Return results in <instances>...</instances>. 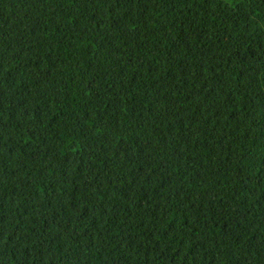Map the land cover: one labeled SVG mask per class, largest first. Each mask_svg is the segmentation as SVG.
<instances>
[{
  "label": "trees",
  "instance_id": "trees-1",
  "mask_svg": "<svg viewBox=\"0 0 264 264\" xmlns=\"http://www.w3.org/2000/svg\"><path fill=\"white\" fill-rule=\"evenodd\" d=\"M0 264H264V0H0Z\"/></svg>",
  "mask_w": 264,
  "mask_h": 264
}]
</instances>
